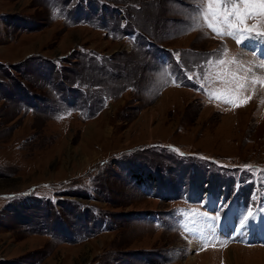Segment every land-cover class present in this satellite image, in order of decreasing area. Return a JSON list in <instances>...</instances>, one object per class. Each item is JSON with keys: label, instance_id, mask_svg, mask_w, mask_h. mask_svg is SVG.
I'll return each mask as SVG.
<instances>
[{"label": "rangeland", "instance_id": "obj_1", "mask_svg": "<svg viewBox=\"0 0 264 264\" xmlns=\"http://www.w3.org/2000/svg\"><path fill=\"white\" fill-rule=\"evenodd\" d=\"M258 3L0 0V264H264Z\"/></svg>", "mask_w": 264, "mask_h": 264}, {"label": "snow or ice", "instance_id": "obj_2", "mask_svg": "<svg viewBox=\"0 0 264 264\" xmlns=\"http://www.w3.org/2000/svg\"><path fill=\"white\" fill-rule=\"evenodd\" d=\"M244 3H245V6H246V9H247L248 7L251 6V5L249 4V0H244ZM256 7H258L259 10H260L262 13H264V0H259V3H258V5H256ZM209 12L212 13L213 18L215 19L217 13L212 11V6H211V4H209ZM234 12H238V10H237V9H234ZM245 14H249V13L246 12ZM221 15H223V14L221 13ZM224 19L227 20V16H224ZM231 27L234 28V29H237V26H236L235 24L231 25ZM246 30L250 31V29H246ZM237 31H239V29H237ZM240 42H241V41H238V43H240ZM262 83H264V82H262ZM225 102H226V103H234L235 106H240L241 104L246 103L247 100L245 99V100H240V101L237 102V101H233V100H230V99H227V98H226V99H225ZM261 207H264V204H262ZM199 215H202V216H203V215H205V214H204V213H200ZM206 218H208V217H206ZM210 218L213 219V220H218V219H219L218 216H217V217H210ZM250 218H253V213H252L251 210L249 209V210L247 211V217H246L245 219H246V221H248Z\"/></svg>", "mask_w": 264, "mask_h": 264}, {"label": "bare ground", "instance_id": "obj_3", "mask_svg": "<svg viewBox=\"0 0 264 264\" xmlns=\"http://www.w3.org/2000/svg\"><path fill=\"white\" fill-rule=\"evenodd\" d=\"M260 40V41H259ZM255 42H256V45H252L251 43H250V41L249 40H247V42H246V44L244 45V46H248L250 49L252 48V49H264V35L262 34V35H260V36H257L256 38H255ZM241 49H243V48H241ZM240 49V50H241ZM253 59V61L255 62V63H257V64H259L260 65V67H261V69L263 68L264 69V64H262L261 62H259V61H257L256 59H254V58H252ZM261 64H262V66H261ZM262 69V70H263ZM256 73V76H260V77H263L262 75L263 74H259V73H257V72H255ZM258 74V75H257Z\"/></svg>", "mask_w": 264, "mask_h": 264}]
</instances>
